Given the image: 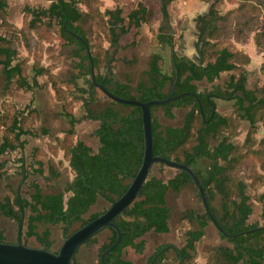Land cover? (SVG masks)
Returning a JSON list of instances; mask_svg holds the SVG:
<instances>
[{
    "label": "trees",
    "instance_id": "16d2710c",
    "mask_svg": "<svg viewBox=\"0 0 264 264\" xmlns=\"http://www.w3.org/2000/svg\"><path fill=\"white\" fill-rule=\"evenodd\" d=\"M49 1V7L41 10L27 8L26 12L30 15V19L25 25L16 27L7 20V0H0V23L5 26L8 33L0 34V77L4 78L5 89L9 88L14 81L12 75H15L20 88L32 91L42 86L38 77L46 74L58 98L63 101L61 115L69 122V127L64 131L63 136L56 137L49 149L54 154L59 148L63 150L64 156L68 157L73 178L65 183L63 190L55 193L45 192L37 180L33 181L25 192L20 189L21 202L25 210L22 242L29 245L27 240L33 238L36 241L35 246L53 249L50 229L46 228L41 232L38 229L39 225L62 223L64 235L67 236L88 220L96 218L107 208L86 217L90 206L96 203L99 197H120L126 191L131 178L136 175L143 159L144 129L141 108L137 105L123 104L127 108L124 111L116 108L113 103L117 102L113 100L112 104L105 107L93 108V104L99 100L97 91H102L92 82L86 46L79 38L71 34L70 31H74L84 37L89 44L97 81L102 80L107 68L104 84L120 96L139 99L143 102L154 98H166L175 70L178 68L179 77L175 94L197 92L202 103V111L198 100L190 93L167 104L153 106L154 154L188 163L202 180L206 191L212 193L210 185L214 184L218 193L223 196L221 212L211 205L212 197H209L211 209L225 230L231 234H239L234 238L221 234L232 243V246L219 247L210 255L207 264H264V224L248 223V218L253 211L248 185L243 179H236L234 182H236L237 192L234 198H230L228 187V182L232 180L230 170L246 154H239V144L225 133L226 129L233 128L232 116L220 114L214 110L216 98L234 100V113L237 119H247L250 122V130L244 145L246 151L256 153L254 156L257 158L264 155L262 154L264 138L256 141L253 136L256 123L264 119V113L259 114L262 108L264 109V87L247 85L245 66L249 64L250 56L235 43L253 34L254 43L264 49V29H257L264 15V0H236L238 6L234 8L235 10L225 14L219 12L217 6L219 0H214L209 12L197 18L200 25L199 51L202 60L197 61L173 51L172 68L168 71L163 67L162 57L155 53L146 72L147 80L139 81L134 86L130 81H117L112 84L113 80L110 76L113 65L99 64L100 57L93 51V43L87 35L86 22L100 19L103 14L111 17L107 21L106 33L110 45L117 48L120 46L121 37L130 31L132 25L140 26L142 22H147L150 8L120 7L116 10L108 9L102 13L100 8L103 0ZM172 1L160 0V11L163 16L168 15V6ZM230 14H236L233 18L235 20L233 29L228 24L232 19L229 17ZM40 25L46 31H54L63 45L77 46L72 50V55L76 59L74 64L76 72L69 78H60V81L77 87L80 94L71 96V99L81 101V108H85L86 118L98 121L99 125L94 131L99 140L96 150L85 140L73 139L78 118L68 107L70 99L64 97L60 88H56L57 75L39 61L33 62L32 65L28 64V59L24 62L20 61L19 45L22 43L29 50L32 46L30 40L34 41L32 31ZM231 38L234 39L231 41ZM157 41L171 47L174 42L173 34L166 35L160 31L157 34ZM103 51L104 59L108 62L111 59L110 50L104 48ZM26 63L31 74L26 71ZM101 65L104 66L103 72L100 69ZM225 72H229L230 76L224 88L217 85L210 90L198 91L195 81L206 79L213 82ZM260 72H264V59ZM79 80H82V85L78 83ZM102 96L108 98L103 92ZM158 106L164 109L168 117L174 116L172 110L174 107L190 106V109L181 126H164L154 115V108ZM36 111L37 109L31 106L19 109L17 107L3 108L0 105V155L23 147L24 135H38L28 121L30 115L27 113L36 114ZM43 131L48 133L47 129ZM213 138L218 139V142L211 145ZM255 144H258V148H253ZM37 154L36 148L33 157L36 158ZM201 158L209 159L210 163L205 167H197L198 160ZM4 165L0 160V177L4 172ZM31 165H37L33 169L35 174L44 175L47 181L52 179L49 174H44L43 160H36ZM20 167L21 175L27 172L25 165L22 164ZM48 169L53 178L59 175L51 165H48ZM188 183H192L191 177L182 170H177V173L168 180L159 175L149 174L139 196L116 218L115 221L122 231L121 240L111 252L106 254L105 260L109 264H133V261L126 256V250L132 249L136 254L142 255L148 248L146 233L170 232L171 208L167 203V193L170 189L178 192ZM17 189L18 186L8 182L5 194L0 197V210L16 222L20 217ZM258 198L264 202V191L258 194ZM192 216L197 220L198 227L187 229L182 234L180 250L183 264H193L196 244L205 235V227L210 220L205 211L193 212ZM76 224L79 225L74 227ZM106 229L110 231V236L99 246L98 256L116 239L115 229ZM94 240L92 237L85 244H93ZM0 241H8L1 229ZM162 246L164 245L159 246L149 257L147 264L152 262ZM177 257L179 261L177 264H181L179 254ZM167 261L168 258L163 252L152 264H166ZM99 264H101L100 260Z\"/></svg>",
    "mask_w": 264,
    "mask_h": 264
},
{
    "label": "rangeland",
    "instance_id": "374dc122",
    "mask_svg": "<svg viewBox=\"0 0 264 264\" xmlns=\"http://www.w3.org/2000/svg\"><path fill=\"white\" fill-rule=\"evenodd\" d=\"M214 0H173L168 6V15L163 16L160 11V0H103L101 4V12L106 10H116L120 7H142L146 6L150 8L147 14V22H142L140 26L132 25L130 31L123 35L120 40L119 48L115 50L108 40L107 21L111 17L101 15V18H97L94 21L86 22L87 35L90 41L93 43V51L99 54V64H106L104 59V48L110 50L111 57L116 55L114 60L116 64H112L113 68L111 73L113 74L114 82L130 81L134 86L136 83L142 80H147V70L149 68V62L153 54L157 53L162 57L163 67L170 71L172 68L171 54L173 51L178 52L180 55L185 53L189 54L194 60H199L196 47L199 45L198 39L200 33V25L197 18L200 15H205L209 12L211 4ZM8 2V16L7 20L16 27H21L27 23L30 19V15H24L23 11L25 7L41 10L49 7L50 2L48 0H7ZM219 12L222 14L228 11L235 10L238 6L236 0H219L217 3ZM126 9V8H125ZM236 14H230L232 17L229 20V25L233 29L235 20L233 19ZM166 18L169 19L168 24ZM104 20V21H103ZM1 22V20H0ZM40 25L39 28L32 31L34 41L30 40L32 46L28 50L22 43L19 45V51L21 59L25 61L28 59V64L32 65L33 62L39 61L41 64L48 66L54 75H57L58 84L56 88H60L63 91L64 97L70 99L68 105L71 108L78 121L75 124L74 130L76 135L74 140L82 139L87 141L90 146L96 150L99 146V140L94 131L98 127L99 123L96 120L85 117V108H81V101L72 100L71 96L79 95L80 92L72 84H67L64 81H60V78H69L76 71L74 70L75 58L72 55V50L77 46L73 44L60 43V39L57 34L52 30L46 31ZM231 29V32H232ZM257 29H264V15L261 17V24ZM5 26L0 23V34H8ZM163 34H173V46L162 45L157 41L158 32ZM56 35H55V34ZM231 34V33H230ZM229 35V34H228ZM234 38H231V41ZM184 40L183 44L182 41ZM237 45V44H236ZM258 52L262 49L253 45ZM254 61L258 58V53L252 52ZM109 62V61H108ZM27 73L31 74L30 68L25 64ZM101 72L104 70V66L101 65ZM252 73L247 76V85L249 87H264V72H255L252 68ZM13 82L8 89H5V81L3 76L0 77V105L3 108L17 107L19 109L31 108L37 109V113L27 112L30 117L28 121L38 132L36 136L26 137L27 148L26 164L27 176H25L24 182L30 185L33 181L40 182L44 191L47 193H55L63 190L67 181L73 178V171L69 166L68 157L64 156L63 150L58 149L54 154L50 151L49 146L54 143L55 136H58L61 131L69 127V122L61 115L63 101L58 98V94L51 84L50 78L47 75H40L38 77L42 86L35 88L32 91H25L20 88L16 76L12 75ZM230 76L229 72L221 74L219 79L213 82H209L206 79L197 80L198 91L210 90L215 86L225 87L226 81ZM78 83L82 85V80ZM60 91V92H61ZM58 92V91H57ZM97 99H99L93 108H102L109 105L112 100L102 96V92L97 91ZM216 111L220 114L232 116L234 121L233 128L225 130L226 134H229L239 144V154H246L242 156L238 163L234 165V168L230 170L231 182H228L230 188V198H234L237 192L236 179H243L248 185V193L251 195V202L253 211L248 218V223L264 224V202L260 201L258 194L264 191V155L261 158L254 156V152L250 153L246 151L244 147L245 140L250 130V122L247 119H237L234 113V100L226 98H216ZM113 103V102H112ZM111 103V104H112ZM118 109L126 111L127 108L122 103H113ZM190 106L174 107L173 117H168L164 113V109L161 106L154 108V115L158 118L159 122L164 125L181 126L184 123L185 115L189 111ZM264 113V109L259 114ZM44 129L48 130V133H44ZM63 134L60 136L62 137ZM256 141L264 138V119L259 120L256 123L255 132L253 134ZM218 139H211V145L216 144ZM38 149L37 157H33V152ZM253 148H258V144H255ZM246 152V153H245ZM260 153V152H259ZM264 154V151L263 153ZM15 158L18 154L15 155ZM18 158V157H17ZM43 160L45 163V175L52 176L50 181L44 178V175L35 174L33 169L37 166H32L36 160ZM3 160V157H2ZM210 163L209 159L201 158L198 160L197 167H205ZM48 165H51L53 170L59 175L53 178V175L48 171ZM21 168V167H20ZM20 168L17 171L18 175L12 179L8 175V171L3 169V174L0 177V195L4 192L6 185L9 181L14 183L17 187L22 181L23 175L20 173ZM10 171V170H9ZM177 173L176 168H172L161 163H154L150 171V175H159L165 180L173 177ZM210 191H212L211 205L218 211H222L223 196L218 193L214 184L210 185ZM195 184L188 183L182 187L180 191L176 192L170 189L167 193V203L171 208L170 227L171 231L165 235H159L153 231L146 233L145 238L148 243L147 252L145 255H138L132 249L126 250L127 257H133L136 264H147L149 257L157 250L161 245L167 243H175L181 246V238L184 231L187 229H193L198 227V222L193 215V212L205 211L203 203L197 194ZM110 202L99 197L97 202L90 206L86 217L90 214L101 211L108 208ZM76 224L74 227H77ZM0 228L5 231L6 238L16 239L17 235V222L5 216L0 210ZM49 228L51 231V239L53 240V249H58L61 245L65 235L63 232V224H40L39 231ZM110 236V231L104 229L94 236L93 244H84L76 255L77 264H99L98 249L103 241L107 240ZM15 241V240H14ZM29 245L35 246L36 241L33 238L27 240ZM232 246V243L221 235L214 223L209 220L205 227V235L196 244L195 256L192 259L193 264H207L208 258L213 253V248ZM168 261L166 264H177L178 257L173 249H169L166 253Z\"/></svg>",
    "mask_w": 264,
    "mask_h": 264
},
{
    "label": "water",
    "instance_id": "95a60500",
    "mask_svg": "<svg viewBox=\"0 0 264 264\" xmlns=\"http://www.w3.org/2000/svg\"><path fill=\"white\" fill-rule=\"evenodd\" d=\"M168 24H170L169 19L166 18ZM71 34L79 38L86 46V51L89 56L90 61V70H91V78L93 84L99 88L104 95H106L109 99L122 103V104H131L137 105L141 108L142 112V121H143V129H144V154L142 163L136 173L129 182V185L126 191L118 198H106L110 205L109 207L98 215L96 218L88 220L84 225L76 228L72 233L65 236L61 245L57 250L48 249L44 246H32L25 245L22 242V230L23 224L25 220V210L22 206L21 202V184L25 180V172L23 173V178L21 184L18 186L17 195L19 197L20 204V217L17 222V237L15 241H0V264H76V254L78 250L92 237L101 232L106 228H113L116 231V239L114 242L104 250L99 256V260L101 264H109L105 260V256L107 253L111 252L120 242L122 231L118 224L116 223V218H118L128 207L132 204V202L139 196L141 189L146 183V180L149 177L150 171L154 163H161L163 165L176 168L177 170H182L187 172L192 182L195 184L197 192L200 195V199L203 203L205 212L209 216L210 220L217 227L219 232L227 237L234 238L237 234H231L221 225L216 216L214 215L211 205L209 203V195L207 194L206 189L203 186L202 180L198 177L195 170L188 163H184L178 161L173 158H167L161 154H154V140H153V130H152V107L156 105H164L169 102H172L176 98L182 97L183 95L190 93L196 97L199 102L201 111H202V103L200 97L197 92H184L181 94H175V88L179 77V70L176 68L174 78L172 81V85L169 91V94L166 98H154L143 102L139 99L135 98H126L120 96L114 92H112L107 86H105V78L107 75L106 72L103 74V78L101 81H97L95 74V65L90 53V48L87 40L82 37L79 33H75L74 31H70ZM200 37V33H199ZM198 57L202 60V55L197 49ZM216 111V108H214ZM175 248L180 254L181 252L177 245L175 244H166L161 250L157 252L154 256L152 262L158 257L162 251L168 248ZM152 262L150 264H152Z\"/></svg>",
    "mask_w": 264,
    "mask_h": 264
},
{
    "label": "crops",
    "instance_id": "0c3cea01",
    "mask_svg": "<svg viewBox=\"0 0 264 264\" xmlns=\"http://www.w3.org/2000/svg\"><path fill=\"white\" fill-rule=\"evenodd\" d=\"M49 1V0H48ZM50 2V1H49ZM27 8H31L30 6H27V7H25V9H24V11H23V13H24V15H26L27 14V12H26V9ZM32 9H34V8H32ZM37 10V9H36ZM7 16H8V12H7ZM198 41H200L199 39H198ZM183 42H184V40L182 41V44H183ZM236 44H237V47H239L241 50H243V51H245L246 53H248L249 54V56H250V62H249V64L248 65H246L245 66V68H246V72H245V75H246V77L250 74V73H252V68H254L255 69V72L257 73V72H259L260 71V66H261V64H262V62H263V59H264V49H262V51L261 52H258V50H256V48H254V46L253 45H256L255 43H254V40H253V34L251 35V36H249L248 38H246V39H244V40H242V41H236L235 42ZM257 46V45H256ZM258 47V46H257ZM199 48V45L196 47V51H197V49ZM260 48V47H259ZM252 52H254V53H258V58H257V60L256 61H254V58H253V55H252ZM178 53V52H177ZM198 53V52H197ZM172 54H173V52H172ZM172 54H171V57H172ZM179 54V53H178ZM180 55V54H179ZM185 56H188V57H190L191 58V56L189 55V54H187V53H185L184 54ZM184 55H181V56H184ZM193 59V58H192ZM111 78H112V80H114V77H113V74L111 73ZM66 130V129H65ZM65 130H63V131H61V133L58 135L59 137L62 135V134H64V131ZM75 135H76V133H75ZM30 135H24L22 138H23V140H25V144H24V146L23 147H19V148H17L16 150H13V151H9V152H7V153H5V154H2V155H0V160L5 164L4 165V169L5 170H7L8 171V175L10 176V178H12V179H14V178H16L17 177V175H18V170H19V168H20V166L23 164V165H25L26 164V154H25V151H26V148H27V140H26V137H29ZM58 136H55V137H58ZM77 140V139H76ZM55 142V141H54ZM60 151H62L61 149H60ZM15 152H16V154H18V158L16 157L15 158V156H13V154L15 155ZM2 157H3V160H2ZM10 170V171H9ZM20 170L22 171V169L20 168ZM25 174H26V176H27V172L25 171ZM9 182H11V181H9ZM21 184V182L19 183V185ZM18 185V186H19ZM29 186V184L27 185L25 182H23L22 184H21V189L23 190V192H25V190H26V188ZM5 194V190H4V192H2L1 193V195H0V197L1 196H3ZM1 229V228H0ZM3 230V229H2ZM170 231H171V227H170ZM5 232V231H4ZM151 232V231H150ZM154 232V231H153ZM155 233H157V232H155ZM169 232H167V233H157V234H159V235H165V234H168ZM16 237H17V235H16ZM9 239V238H8ZM7 239V240H8ZM14 240H16V239H9L8 241H14ZM201 240V239H200ZM148 244V243H147ZM167 244H175V243H173V242H171V243H167ZM166 245V244H165ZM175 245H177V244H175ZM179 248H180V246L179 245H177ZM147 252V250L142 254V255H145V253ZM141 255V256H142ZM128 258H130L132 261H133V264H136L135 263V261H134V258L133 257H128Z\"/></svg>",
    "mask_w": 264,
    "mask_h": 264
},
{
    "label": "flooded vegetation",
    "instance_id": "af4514ba",
    "mask_svg": "<svg viewBox=\"0 0 264 264\" xmlns=\"http://www.w3.org/2000/svg\"><path fill=\"white\" fill-rule=\"evenodd\" d=\"M119 48V46L117 47V48H115V51L117 50ZM116 57V55H114V56H112L111 57V59L109 60V62H107V64H116V61L117 60H114V58ZM111 77V76H110ZM198 194V196L200 197V195H199V193H197ZM207 194L209 195V197L211 196H213V194L211 193V192H209V191H207ZM8 239V238H7ZM9 240V239H8ZM163 247V246H162ZM161 247V248H162ZM161 248H160V250H161ZM218 248L219 247H214L213 248V252L212 253H214V252H216L217 250H218ZM169 249H173L174 250V252L176 253V255L178 256V254H179V252L177 251V249H175V248H172V247H170V248H168V249H165L164 251H162L161 253H163V252H167ZM180 249V248H179ZM159 251V250H158ZM180 252H181V250H180ZM179 258H180V254H179ZM180 263L181 264H183V260H182V257L180 258Z\"/></svg>",
    "mask_w": 264,
    "mask_h": 264
}]
</instances>
